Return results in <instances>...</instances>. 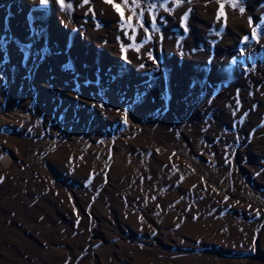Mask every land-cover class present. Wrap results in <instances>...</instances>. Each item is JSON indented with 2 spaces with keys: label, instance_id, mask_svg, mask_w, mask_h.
<instances>
[{
  "label": "rangeland",
  "instance_id": "374dc122",
  "mask_svg": "<svg viewBox=\"0 0 264 264\" xmlns=\"http://www.w3.org/2000/svg\"><path fill=\"white\" fill-rule=\"evenodd\" d=\"M124 12L0 0V264H264V0Z\"/></svg>",
  "mask_w": 264,
  "mask_h": 264
},
{
  "label": "snow or ice",
  "instance_id": "6c2138e0",
  "mask_svg": "<svg viewBox=\"0 0 264 264\" xmlns=\"http://www.w3.org/2000/svg\"><path fill=\"white\" fill-rule=\"evenodd\" d=\"M46 2V0H41V4H44ZM57 4L60 5L61 7H63L64 5V0H56ZM89 2V0H83V3L84 4H87ZM104 2L106 4H109L111 5V7L114 9V11L118 14V16L120 17V22L121 24H123L125 22V12H124V9L128 6V0H122V3L118 4L115 2V0H104ZM136 3V0H133V4ZM235 6V5H234ZM221 9H223V5H221ZM243 8H241V11L243 12ZM222 13H218V19L220 17ZM127 22L129 23V25L131 24L132 22V17L129 16L127 18ZM250 23H251V20H250ZM155 26V23L153 24V27ZM187 30V29H185ZM125 49L122 47L121 48V52H122V59H126L124 56H123V53H124ZM151 56V54H149ZM155 62V61H154ZM141 67H143V65H141Z\"/></svg>",
  "mask_w": 264,
  "mask_h": 264
}]
</instances>
